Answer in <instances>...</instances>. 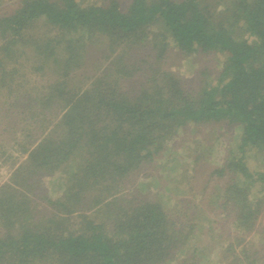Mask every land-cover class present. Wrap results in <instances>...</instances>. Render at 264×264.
<instances>
[{"label":"trees","instance_id":"trees-1","mask_svg":"<svg viewBox=\"0 0 264 264\" xmlns=\"http://www.w3.org/2000/svg\"><path fill=\"white\" fill-rule=\"evenodd\" d=\"M18 3L0 15V98L42 127L0 186V264L171 261L191 227L160 204L132 203L126 183L195 125L240 129L212 175L228 177L222 207L236 227L255 228L264 197L253 188L264 174L251 172L246 155L264 153V0ZM174 49L224 58L216 82L190 89L165 70ZM53 176L55 197L44 185ZM262 249L243 248L232 264H264Z\"/></svg>","mask_w":264,"mask_h":264},{"label":"rangeland","instance_id":"rangeland-1","mask_svg":"<svg viewBox=\"0 0 264 264\" xmlns=\"http://www.w3.org/2000/svg\"><path fill=\"white\" fill-rule=\"evenodd\" d=\"M19 1L0 0V15L12 11ZM79 1L84 4L100 2ZM96 55H100V52L94 48ZM92 59L89 72L96 70L97 64L94 62L98 59ZM223 63L222 57L182 56L174 49L167 56L164 68L179 75L188 83V88L193 89L201 86L206 78L207 82L214 84ZM205 73L206 76H203ZM42 78L29 74L27 80L33 84H43L46 80ZM7 101L0 98V186L26 160L27 155L22 150L40 138L42 127L40 122L30 120L31 115L23 107L9 109L8 104L13 100L10 98ZM40 119L36 117L35 121ZM239 133V128L223 124L184 128L166 143L160 157L147 164L141 173L131 175V180L126 183L125 195L132 198V203L152 201L160 204L170 219L183 227H191L189 238L176 251L175 257L163 264H192L191 260L194 259L197 264H232L243 248L260 245L263 246L261 256L264 257V210L252 231L237 228L231 210L222 207L228 177L212 175L214 170L223 166L231 147L239 142ZM246 163L251 172L264 174V153L249 150ZM55 179L56 176L44 179V185L53 197L57 194L55 191L60 189ZM262 187L264 183L254 186L256 197H264V192L260 193ZM38 199L34 197L39 205L43 204ZM230 245H234L235 251H228Z\"/></svg>","mask_w":264,"mask_h":264}]
</instances>
